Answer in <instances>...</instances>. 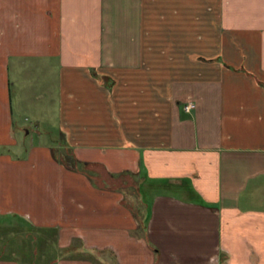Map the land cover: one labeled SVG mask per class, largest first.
<instances>
[{"label":"crops","instance_id":"0c3cea01","mask_svg":"<svg viewBox=\"0 0 264 264\" xmlns=\"http://www.w3.org/2000/svg\"><path fill=\"white\" fill-rule=\"evenodd\" d=\"M12 74L37 75L62 141L13 153ZM17 230L41 255L1 242L0 264H264V0H0V235Z\"/></svg>","mask_w":264,"mask_h":264},{"label":"rangeland","instance_id":"374dc122","mask_svg":"<svg viewBox=\"0 0 264 264\" xmlns=\"http://www.w3.org/2000/svg\"><path fill=\"white\" fill-rule=\"evenodd\" d=\"M33 75L37 77V75ZM33 75L24 76V79L20 81V78L17 74H12L15 125L16 127H19L17 130V140L19 141V147L15 148L13 153H16L15 155L19 156L24 155L27 152L26 150L28 147L34 143H55L62 141L59 131V124L57 122L56 108L51 106V104L48 105L45 103V101H48V98L43 100L39 99L40 96L36 98L38 93H35V86H32V78L34 77ZM54 81L55 80H52V85L54 84L55 87L56 83H54ZM42 92L43 90H40V93ZM27 99L28 101H26ZM23 127L29 130L28 134L23 130ZM44 132H49V136ZM41 133H43V135H41ZM70 155L71 154L69 153V150L65 147L61 149L59 148L56 154V156L63 162H68ZM89 172L91 171L89 170ZM92 172H95L103 179H107L106 173L102 170L95 169ZM5 233L6 234L3 235V239L0 235V255H2V252L5 250L4 246L1 245V242H9V249H15L16 246H19V249L22 248L24 250V254H29L30 256H34V258H39L44 242L42 239H40V237L39 241L33 236L23 239V236L21 235H25L24 230H17L15 232L10 231ZM33 250L36 251V254L33 252ZM4 254L9 257L12 255L10 251L5 252Z\"/></svg>","mask_w":264,"mask_h":264},{"label":"trees","instance_id":"16d2710c","mask_svg":"<svg viewBox=\"0 0 264 264\" xmlns=\"http://www.w3.org/2000/svg\"><path fill=\"white\" fill-rule=\"evenodd\" d=\"M56 157H57V156H56ZM57 159H58L61 163H63L66 167H68L69 169H72V170H80V169H81V163L77 162V161L74 159V157H73L72 154L70 155V159H69L68 162H63V161H61L58 157H57Z\"/></svg>","mask_w":264,"mask_h":264},{"label":"built area","instance_id":"2783aa9c","mask_svg":"<svg viewBox=\"0 0 264 264\" xmlns=\"http://www.w3.org/2000/svg\"><path fill=\"white\" fill-rule=\"evenodd\" d=\"M194 108H195V105L192 104V103H190V104H188V105L186 106V110H187V111H191V110L194 109Z\"/></svg>","mask_w":264,"mask_h":264}]
</instances>
